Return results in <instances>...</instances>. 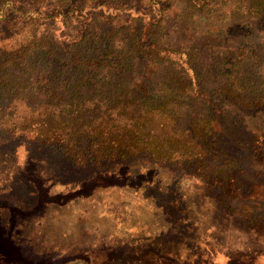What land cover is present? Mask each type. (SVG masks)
Instances as JSON below:
<instances>
[{
  "label": "trees",
  "instance_id": "1",
  "mask_svg": "<svg viewBox=\"0 0 264 264\" xmlns=\"http://www.w3.org/2000/svg\"><path fill=\"white\" fill-rule=\"evenodd\" d=\"M180 4L181 23L227 4L230 16L264 24V0H0V151L27 144L58 174L93 173L78 189L131 195L116 205L107 197L106 215L95 217L104 231L89 213L78 217L81 229L67 239L89 235L90 248L74 254L60 243L52 263L264 264V250L247 241L261 242L264 233V177L241 170L264 165V129L240 126L264 109V95H250L264 72V45L249 38L235 48L174 46L170 15ZM16 15L24 23L12 34ZM26 29L24 44L17 37ZM24 101L30 113L18 116L12 103ZM31 162L24 164V264H39L47 206L73 216L76 201L61 204L67 190L54 202L52 191L72 183L47 179L45 170L35 175ZM155 167L154 176L168 171L167 182L147 177ZM182 173L203 196L196 205L209 212L206 227L188 214ZM110 176L122 183H102ZM220 220L233 221L240 239L215 240L219 231L233 235Z\"/></svg>",
  "mask_w": 264,
  "mask_h": 264
},
{
  "label": "rangeland",
  "instance_id": "2",
  "mask_svg": "<svg viewBox=\"0 0 264 264\" xmlns=\"http://www.w3.org/2000/svg\"><path fill=\"white\" fill-rule=\"evenodd\" d=\"M231 2L232 0H228ZM182 8V5H177L176 8L171 12L170 15V23H169V42L172 45H177L179 43L188 45L193 43H197V45H202L204 43H209L211 45H219L222 47H230L235 48L238 44L241 42H247L250 38V41H253L261 46L264 45V24L259 22H251L243 17H232L230 16L228 10L229 6L226 4L223 6V8L213 13L210 16L207 15H200L198 17H193L192 19H188L187 21L180 22V19H174V16H176L180 9ZM14 19L11 24V28L9 30V33L16 34L20 33L18 32V29L21 28L20 23H24L23 19L19 16H14ZM24 25V24H23ZM16 26L18 29L14 30L13 28ZM173 26L176 27L175 30H173ZM254 27V28H252ZM44 28H38L37 32L42 33ZM27 30V29H26ZM252 31V36L248 37L247 39L244 37L247 33L249 34ZM6 34V33H5ZM5 34H2L4 36ZM257 35V38H254V35ZM7 35V34H6ZM31 36V32L29 30L23 31L22 35L18 36L17 39L20 41H24V44L28 41L29 37ZM202 38V39H201ZM260 78L254 79V90L258 89L256 91V94H250V95H264V90L260 89V83L264 81V72L261 70L259 72ZM222 80L219 78L215 81V83H218V81ZM248 80V79H247ZM249 81V80H248ZM211 85V83H207V86ZM261 93V94H260ZM25 95V93H24ZM22 97V96H21ZM30 105L36 106L35 103L30 102ZM12 106L17 110L18 116H26L30 113V108L26 106V102L23 103L15 102L12 103ZM198 107V106H195ZM251 115V114H250ZM252 117L249 119H245L243 125L241 124V128H246L245 131L250 132L247 129L253 128L258 130L264 129V109L257 110L256 113H253L251 115ZM24 149V150H23ZM30 147L27 144L21 143V145H6V150L0 151V264H24V238L26 235V228H24V208H27L28 206L24 207V192L26 193L29 187L24 185V164L25 166L29 164V162L35 164L33 171L35 172V175L45 176L47 179H56V181H60L61 183L68 182L72 183V185L69 187L70 189H54L52 191V194H55L52 197V200L54 202H57L60 193H68L67 190L71 193L67 194L63 200L62 205L66 201H73L75 200L73 205V210H75L76 214L74 213L73 216H70L69 209L64 210L59 206L58 204H49L47 206L48 210L44 212V220H43V230L46 232L45 235L41 234L40 239L41 244L37 245L38 249L40 251L36 252L38 256L42 258V262L39 264H59V263H52L56 262L58 259V253L59 251L56 250L55 247H59L60 243L61 246L64 245V247L72 248L71 252H74V254H77L80 252H84L85 250L90 248V242L89 240L92 239L91 236L85 235L84 237H87V239H83L81 237H78L76 239H67L68 236L77 235L81 229L80 221H84V214L89 215L87 218H92L91 223H95V217L99 214L100 211H103V213L106 215V210L104 206L107 207V197L112 201V205H116L121 198L123 200L130 199L131 195L125 193V194H118L116 192H110L109 190H100L97 192H92V188H88L86 191L84 189H78L79 187H76L75 184H77L81 179L90 178L94 174L93 173H87V174H77L72 175L71 177H66L62 175V173H57L55 168L53 166H48L45 163L38 162L39 157L37 154L33 153L29 150ZM24 152V153H23ZM140 164V162H138ZM142 166L146 167H154L151 166V163L147 164L145 162L141 163ZM152 169V168H151ZM45 170L46 175L42 174V171ZM241 170L243 171L244 176L249 177L252 175H256V177L260 176L261 178L264 177V165H256L252 163H247L245 166L241 167ZM158 171V168H153L150 170L147 174V177L150 178L151 176L156 178V181L159 182L161 180L162 184L167 182V176L168 171L165 169L159 168L160 175L154 176L155 173ZM50 172H54L53 174H50ZM97 173V171H96ZM187 173V172H186ZM186 173H182L179 175L182 187L181 190L188 195V199H185L188 205H190V214L189 216L196 218L199 220L203 227L208 220L204 216L205 212L209 215V212L206 211V208H200L196 204L199 202L203 204V201L201 200L203 198L202 195H199L197 193V188H190L191 182H189V178ZM188 174V173H187ZM43 175V176H42ZM52 175V176H51ZM93 179V178H92ZM123 179V178H122ZM101 181L100 176H95V181ZM36 182V181H35ZM104 184H112V183H122V181L119 183V181H116L112 176H110L109 179L104 178V181H102ZM40 186L38 187V189ZM208 189H205L203 193H206ZM91 193L90 197L88 198V195ZM125 195V196H123ZM76 197V198H75ZM35 200V196L33 197ZM48 198V197H45ZM192 198H196L197 200H192ZM36 201V200H35ZM78 201V202H77ZM102 201H105L103 203ZM26 202L29 203V201L26 200ZM65 202V203H66ZM31 203V202H30ZM195 203V205L193 204ZM27 204V203H26ZM119 205V204H118ZM117 205V206H118ZM34 206V204L32 205ZM116 206V207H117ZM60 208L59 210L57 208ZM115 207V206H113ZM116 210V208H115ZM196 210H199L196 212ZM60 211V212H58ZM73 214V212H72ZM216 213H214L215 215ZM38 216V214L31 216L32 218ZM67 216H70L67 218ZM216 216V215H215ZM227 216V215H226ZM78 217L80 218V221H76ZM86 217V216H85ZM230 220V217L227 216ZM37 218V217H36ZM220 219V217H217ZM29 221V220H28ZM222 221V220H220ZM225 224L229 227V229H232L233 235H231V238L227 237V234L224 232H218V234L214 235L215 240L218 242H233L235 239L239 240L240 235L235 234V229L233 227V224L231 222L230 226L227 221ZM96 225L99 229H103L104 231V224L100 222H96ZM218 226V224H216ZM110 232H112L110 230ZM223 233V234H222ZM31 233H28V237H31ZM65 237V239H62L59 237ZM238 236V237H237ZM261 242H258L254 240L253 238H248V243L252 244L254 246H257L255 248L259 250H264V233L261 234L260 238ZM75 245V246H73ZM73 254V253H72ZM85 255H88L85 253ZM57 259V260H56ZM52 260V262H51ZM51 262V263H50ZM38 263V261L36 262Z\"/></svg>",
  "mask_w": 264,
  "mask_h": 264
}]
</instances>
